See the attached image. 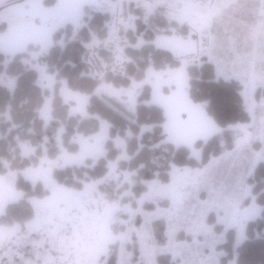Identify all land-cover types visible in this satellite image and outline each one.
<instances>
[{"label":"rangeland","instance_id":"rangeland-1","mask_svg":"<svg viewBox=\"0 0 264 264\" xmlns=\"http://www.w3.org/2000/svg\"><path fill=\"white\" fill-rule=\"evenodd\" d=\"M19 1L0 0V25L3 11ZM81 1L80 15L59 23L48 43L0 41L4 65L17 54L29 53L23 60L37 72L36 84L43 93L37 109L42 127L51 124L56 96L79 122L90 116V95L70 89L63 80L58 84L56 75L40 61L58 28L67 23L82 25L87 5L111 14L107 35L86 44L88 75L99 80L94 94L112 97L135 114L145 92L142 103L163 110L164 142L185 145L199 159L196 142L223 130L207 114L206 102H193L189 96L188 65H199L206 58L216 78L241 83L249 119L227 127L233 136L231 150L211 157L201 167L170 164L168 178L159 171L150 179L145 177L140 141L152 125L139 127L134 152L129 150L132 132L112 137L110 125L102 119L96 131L74 130L68 137L61 122L36 144L15 135L19 157L14 152L11 160L2 158L5 172L0 174V264H106L111 255L116 257L115 264H221L228 255L221 245L227 242L229 230L235 235L233 256L226 264H236V248L246 238L245 226L260 217L263 209L250 178L257 166L264 165V0ZM137 9H142L144 19L164 14L186 24L189 33L161 32L152 40L155 48L171 51L180 61L178 66L150 65L140 79L115 86L104 75L107 71L125 74L129 58L124 48L147 44L143 36L134 44L126 36L129 29L136 30ZM230 74L235 77L229 78ZM0 85L13 91L15 77L3 72ZM24 158L21 167L11 168L14 159L18 165ZM58 171L75 183L59 178ZM18 178L32 189L40 187L43 195L39 190L40 196L17 188ZM157 220L164 224V242L156 234Z\"/></svg>","mask_w":264,"mask_h":264},{"label":"trees","instance_id":"trees-1","mask_svg":"<svg viewBox=\"0 0 264 264\" xmlns=\"http://www.w3.org/2000/svg\"><path fill=\"white\" fill-rule=\"evenodd\" d=\"M52 3H55V0H44L46 6L52 5ZM83 11V17L80 19L82 25L76 27L74 23H67L58 28L53 33L50 48L40 57V61L47 66V70L56 75L58 84L63 80L70 89L90 95L87 105L90 116L80 122L77 117L68 115V105L62 103L56 96L51 124L46 128L42 127L41 120L37 117V109L43 102V93L36 84L37 72L28 68L24 63L23 58L29 54L28 51L13 56L6 65H4L5 56L0 53V75L6 71L8 75L15 77L13 91L0 85V133L3 134L0 137V174L5 172L2 158L11 160L14 152L19 157L15 135H21L25 140L36 144L46 132L54 133L61 122L65 124V137L71 135L74 130L84 134L96 131L100 119L110 125L109 131L112 137L123 136L129 130L133 135L129 140L130 152L137 149L136 134L139 132V127L152 125V130L143 133L140 141L144 146L141 155L146 163L145 177L147 179L153 177L154 171H159L161 177L168 178L170 164L179 167H201L211 157L233 148V136L227 127L246 122L249 119L241 95L242 85L235 79L216 78L214 66L206 58H203V62L199 65H188L189 96L193 102H206L207 114L223 130L207 141L196 142L195 146L201 149L199 159L192 156L191 150L185 145L175 147L172 143L164 142L162 124L165 121V116L163 110L159 106L142 103L146 99L144 97H147L145 92L139 97L140 103L137 105L135 114L127 111L112 97H101L94 94L99 80L88 75L89 66L85 60L86 44L95 37L103 39L107 35V22H109L111 14L91 5L85 6ZM136 14H134L136 30L129 29L126 36L128 35L131 44L136 43L137 38L143 36L147 44L141 48L133 46L124 48V52L129 58L125 65V74L107 71L104 75L105 81L115 86H128L132 78L140 79L150 65L161 69L180 64L179 59L171 51L155 48L152 40L156 34L161 32H176L186 36L189 33L187 25L168 19L164 14L153 13L144 19L142 9H137ZM3 26L5 24L1 23L0 30ZM101 51L110 53L108 49H101ZM88 128H91V131ZM14 160L10 165L11 168L21 167L26 158L21 159L22 162L18 165ZM56 175L62 180L66 178L60 171ZM68 178L66 180H70V183H75V180L71 181ZM250 180L255 182L256 201L263 206V209L260 217L250 220L245 226L246 238L236 248V264H264V192L261 193L264 187V165L262 163L256 167L255 174ZM16 186L27 194L38 195L37 191L39 190L43 195V190L40 187L32 189L27 182L20 178H18ZM216 228L219 227L216 225ZM163 229L162 220H157L155 230L160 242H164L166 239L162 236ZM234 235V230H229L227 242L221 245L228 252V255L221 259V264H226L233 256ZM115 261V255H111L106 264H115ZM175 262L173 264H176Z\"/></svg>","mask_w":264,"mask_h":264},{"label":"crops","instance_id":"crops-1","mask_svg":"<svg viewBox=\"0 0 264 264\" xmlns=\"http://www.w3.org/2000/svg\"><path fill=\"white\" fill-rule=\"evenodd\" d=\"M82 7L80 0H56L51 6L44 5V0H20L3 11L2 23H7L2 27L0 41L48 43L55 27L77 18ZM231 77L235 75L230 74Z\"/></svg>","mask_w":264,"mask_h":264}]
</instances>
